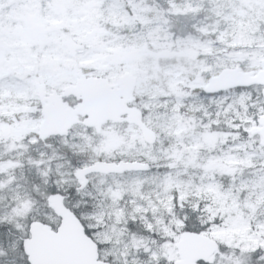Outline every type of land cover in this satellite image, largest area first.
I'll list each match as a JSON object with an SVG mask.
<instances>
[{
	"label": "snow or ice",
	"instance_id": "1",
	"mask_svg": "<svg viewBox=\"0 0 264 264\" xmlns=\"http://www.w3.org/2000/svg\"><path fill=\"white\" fill-rule=\"evenodd\" d=\"M0 264H264V0H0Z\"/></svg>",
	"mask_w": 264,
	"mask_h": 264
}]
</instances>
